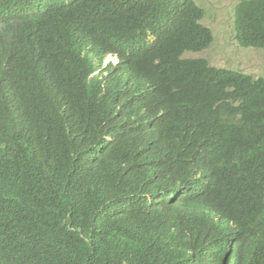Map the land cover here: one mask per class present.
I'll use <instances>...</instances> for the list:
<instances>
[{
	"label": "trees",
	"instance_id": "trees-1",
	"mask_svg": "<svg viewBox=\"0 0 264 264\" xmlns=\"http://www.w3.org/2000/svg\"><path fill=\"white\" fill-rule=\"evenodd\" d=\"M66 2L0 0V264H264V78L186 57L194 0ZM236 26L264 50V0Z\"/></svg>",
	"mask_w": 264,
	"mask_h": 264
},
{
	"label": "rangeland",
	"instance_id": "rangeland-1",
	"mask_svg": "<svg viewBox=\"0 0 264 264\" xmlns=\"http://www.w3.org/2000/svg\"><path fill=\"white\" fill-rule=\"evenodd\" d=\"M194 1L205 10L206 17L202 23L213 31L215 43L205 52L188 53L186 57L204 58L213 66L243 72L256 79L264 78V51L244 49L235 40V9L241 0ZM115 61L110 57L107 63Z\"/></svg>",
	"mask_w": 264,
	"mask_h": 264
},
{
	"label": "clouds",
	"instance_id": "clouds-1",
	"mask_svg": "<svg viewBox=\"0 0 264 264\" xmlns=\"http://www.w3.org/2000/svg\"><path fill=\"white\" fill-rule=\"evenodd\" d=\"M70 1L66 2V3H69ZM196 3V2H195ZM241 3V1L238 3V5L236 6V9H235V23H234V29H235V40L236 42L238 43L237 41V26H236V21H237V8L239 6V4ZM197 4V3H196ZM199 6V5H198ZM199 8H201L205 15H204V18L202 20L199 21V24L203 27H206L207 29L211 30L210 28H208L207 26H205L202 21L205 19L206 17V12L205 10L199 6ZM213 36H214V33L213 31L211 30ZM214 43H215V36H214ZM213 43V44H214ZM238 45L244 49H256V48H252V47H245V46H241L239 43ZM213 46V45H212ZM210 49V48H209ZM258 50H261V49H258ZM207 51V50H206ZM264 51V50H263ZM205 52V51H204ZM202 53V52H200ZM194 54H198V53H194ZM115 58L116 61L115 62H109L107 63L108 59L109 58ZM198 59V58H197ZM119 63V60L116 56H113V55H109L105 62H104V65H103V69L108 67L110 64H114V65H117ZM212 65V64H211ZM216 67V66H215ZM99 74V72L97 73V75ZM262 78V77H261ZM259 79V78H257ZM148 145L149 143L146 144V146L144 147V149L139 153V156H140V159L143 158V157H150L152 159V157L154 156V154L156 152H150L149 148H148ZM217 223H218V228L217 230L215 231L214 235H213V238H214V241L217 244V241L216 239L218 237L221 238V244L218 245L223 251L224 253L228 256V257H234V254H233V251L235 249V247L242 241L243 237H244V234L246 232V228L244 227L243 224L239 223V224H235V223H232V222H227V221H221L219 219H216Z\"/></svg>",
	"mask_w": 264,
	"mask_h": 264
}]
</instances>
